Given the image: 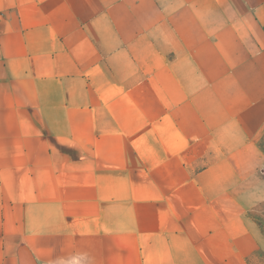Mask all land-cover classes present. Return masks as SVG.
I'll list each match as a JSON object with an SVG mask.
<instances>
[{
  "label": "crops",
  "instance_id": "1",
  "mask_svg": "<svg viewBox=\"0 0 264 264\" xmlns=\"http://www.w3.org/2000/svg\"><path fill=\"white\" fill-rule=\"evenodd\" d=\"M263 137L264 0H0V264H251Z\"/></svg>",
  "mask_w": 264,
  "mask_h": 264
},
{
  "label": "rangeland",
  "instance_id": "2",
  "mask_svg": "<svg viewBox=\"0 0 264 264\" xmlns=\"http://www.w3.org/2000/svg\"><path fill=\"white\" fill-rule=\"evenodd\" d=\"M264 153V137L261 143ZM243 206L244 215L250 218L259 228L261 242L254 255L251 264H264V165L243 182ZM241 195V194H240Z\"/></svg>",
  "mask_w": 264,
  "mask_h": 264
},
{
  "label": "water",
  "instance_id": "3",
  "mask_svg": "<svg viewBox=\"0 0 264 264\" xmlns=\"http://www.w3.org/2000/svg\"><path fill=\"white\" fill-rule=\"evenodd\" d=\"M18 264H38L31 251L25 245H20L17 249Z\"/></svg>",
  "mask_w": 264,
  "mask_h": 264
},
{
  "label": "clouds",
  "instance_id": "4",
  "mask_svg": "<svg viewBox=\"0 0 264 264\" xmlns=\"http://www.w3.org/2000/svg\"><path fill=\"white\" fill-rule=\"evenodd\" d=\"M70 264H79L78 260H73Z\"/></svg>",
  "mask_w": 264,
  "mask_h": 264
}]
</instances>
